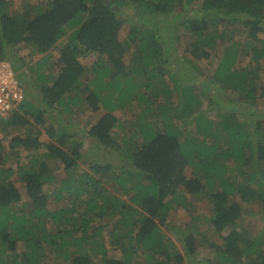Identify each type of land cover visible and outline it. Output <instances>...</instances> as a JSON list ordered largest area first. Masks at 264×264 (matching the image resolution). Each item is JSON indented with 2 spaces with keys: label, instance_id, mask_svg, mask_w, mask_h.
I'll return each instance as SVG.
<instances>
[{
  "label": "trees",
  "instance_id": "1",
  "mask_svg": "<svg viewBox=\"0 0 264 264\" xmlns=\"http://www.w3.org/2000/svg\"><path fill=\"white\" fill-rule=\"evenodd\" d=\"M45 1L0 0V61L41 55L37 95L24 85L0 128L32 157L45 134L63 177L28 157L21 193L0 153V264H264L262 236L237 229L240 202L264 210V0ZM176 209L192 222L172 226Z\"/></svg>",
  "mask_w": 264,
  "mask_h": 264
},
{
  "label": "rangeland",
  "instance_id": "2",
  "mask_svg": "<svg viewBox=\"0 0 264 264\" xmlns=\"http://www.w3.org/2000/svg\"><path fill=\"white\" fill-rule=\"evenodd\" d=\"M7 1L10 7L9 10L11 12L14 10L17 12H23V10L26 8L27 5L44 4L46 2L45 0H7ZM127 10H128V13L134 12V9L131 7H128ZM126 28H128L127 25H126ZM126 28L124 29V31L121 32V35H124V33L126 32ZM10 52L15 58L13 60H12V57L10 56H8V58L10 59L11 62L14 63L15 67H19L18 75L20 76V79L22 80L23 85H25V88L27 87L26 90L29 89L35 95H37V92L35 91V77L34 75H32L29 68L32 66V64L35 61L41 58V55H37L36 53L33 54V52H30V50L26 46H22V45L12 47ZM52 55L53 57L55 55L57 56V51H53ZM8 58L4 59V61H8L10 63ZM94 60H95V57L90 56L81 61L86 67L87 66L90 67V65L94 62ZM260 107H264V100L260 101ZM85 113L86 111L80 110L78 111V114H75V117H73V126L74 124L77 123L78 119L86 118V115H83ZM118 115H121V114H118ZM10 118H11V115H9L6 119H4V123H6ZM94 119H95V115H91V117L88 120H91L92 122ZM83 126L84 124H80L79 126H74L75 127L74 131H76V128H81ZM3 127L0 128V151H1L0 153L1 155H5V156L8 155V156L6 157L7 159L2 165H3V168L5 169H12V172L10 175L11 180L14 182L15 186L19 189L21 193H23L24 183L21 181L22 174L21 173H20L21 175L19 174L18 169L19 167H22L23 165L28 163V160L30 157L31 158L40 157L44 159V161H46V163H48L53 169V176H55L57 179L63 177L61 166H59L56 161L54 162L53 159H48L45 156L46 154L45 144H47L49 141V139L45 136V134L40 135L39 138L42 143L41 147L35 152L34 157H32L31 152L29 153L27 151L26 152L21 151L22 146H18L16 149L14 148V150L10 149V144H11L12 139L15 136L26 138L27 136L26 132L23 131L18 126H9V127L3 126ZM83 131L81 133H83ZM91 131L92 129L90 130L89 134H91ZM85 134H86V131H85ZM84 149H86L85 157H86V154H93V155L99 154V152L93 148V144L91 142L88 143L87 148L85 146L83 150ZM51 163H54V164L51 165ZM23 198L25 199V197ZM235 199H236V202L238 203L240 202L238 196H235ZM191 202L195 207V208L193 207L194 209L190 208L191 212L199 213L198 220L200 223H202L201 216L205 217L209 213V208H208L207 203L205 201H199L195 199L191 200ZM240 204L242 206V212H241V217L237 223L238 224L237 229L239 230L244 229V231L246 232L248 236L250 235L251 237H255L257 235H260L264 239V210L259 208V206L254 202L253 203L240 202ZM50 205H51V202H50ZM184 211L181 209H176L173 212H171L169 216V223L175 227H185L184 225L191 223L192 221H191L190 215H187V213ZM206 227L207 225H204L202 226L201 229L205 230ZM109 229H110V226L109 227L105 226V231H108ZM169 237L176 244L178 248L181 247L179 241L177 240L174 234L172 233L169 234ZM107 239L105 240L107 241ZM213 239H215L217 242H220V244L222 242L221 240H219V238L214 237ZM117 252L114 248L109 250V253L116 255V256H120L118 255L119 252L118 254ZM206 255H207V250L201 251L199 253V256L197 257L196 262L192 261L191 263L194 262L197 264Z\"/></svg>",
  "mask_w": 264,
  "mask_h": 264
},
{
  "label": "built area",
  "instance_id": "3",
  "mask_svg": "<svg viewBox=\"0 0 264 264\" xmlns=\"http://www.w3.org/2000/svg\"><path fill=\"white\" fill-rule=\"evenodd\" d=\"M25 98V88L13 67L0 62V122Z\"/></svg>",
  "mask_w": 264,
  "mask_h": 264
},
{
  "label": "clouds",
  "instance_id": "4",
  "mask_svg": "<svg viewBox=\"0 0 264 264\" xmlns=\"http://www.w3.org/2000/svg\"><path fill=\"white\" fill-rule=\"evenodd\" d=\"M0 62H5V63H8L10 66H12L8 61H0ZM15 71V70H14ZM17 76H18V70L15 71ZM21 83H22V80L20 79ZM23 85V84H22ZM24 86V85H23Z\"/></svg>",
  "mask_w": 264,
  "mask_h": 264
}]
</instances>
